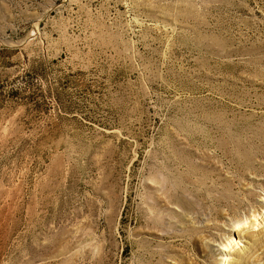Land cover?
Here are the masks:
<instances>
[{
	"label": "rangeland",
	"instance_id": "obj_1",
	"mask_svg": "<svg viewBox=\"0 0 264 264\" xmlns=\"http://www.w3.org/2000/svg\"><path fill=\"white\" fill-rule=\"evenodd\" d=\"M263 106L264 0H0V264H264Z\"/></svg>",
	"mask_w": 264,
	"mask_h": 264
},
{
	"label": "bare ground",
	"instance_id": "obj_2",
	"mask_svg": "<svg viewBox=\"0 0 264 264\" xmlns=\"http://www.w3.org/2000/svg\"><path fill=\"white\" fill-rule=\"evenodd\" d=\"M224 96V95H223ZM210 97V96H209ZM215 101V99H214ZM223 101V100H222ZM241 101V100H240ZM221 102V101H220ZM238 102V101H237ZM219 106L220 103L218 102ZM240 104V103H239ZM243 104V103H242ZM260 104V103H259ZM230 105V104H228ZM234 106V105H233ZM221 107V106H220ZM235 108V107H234ZM239 108V107H238ZM264 108V106H263ZM213 111V110H212ZM238 111V110H237ZM236 111V112H237ZM242 111V110H241ZM215 112V111H214ZM208 113V112H207ZM257 113V112H256ZM217 114V113H216ZM224 114V113H222ZM227 114V113H226ZM230 114V113H229ZM261 114V113H260ZM226 116V115H225ZM217 117V116H216ZM260 117V116H259ZM214 118V117H212ZM252 118V117H251ZM222 119V118H221ZM233 119V118H232ZM246 119V118H245ZM190 123V122H189ZM218 126V130H222L221 139L218 142L219 150L225 154V156L237 157L242 160L250 161L253 157L264 156V122H212ZM195 126V125H194ZM191 127V126H190ZM193 127V126H192ZM209 127V126H208ZM181 130V129H180ZM179 130V131H180ZM198 130V129H197ZM208 130V129H207ZM209 131V130H208ZM209 131L208 133H210ZM205 133V132H204ZM190 134V133H189ZM206 134V133H205ZM204 134V135H205ZM218 134V133H217ZM192 135V134H191ZM199 135V134H198ZM215 135V134H214ZM193 136V135H192ZM191 136V138H192ZM200 136V135H199ZM208 135H205L207 137ZM216 136V135H215ZM210 138V137H208ZM215 138V137H214ZM198 140V139H197ZM200 140V139H199ZM198 140V141H199ZM207 140V139H206ZM214 140V139H213ZM212 141V140H211ZM210 142V141H209ZM214 142V141H213ZM208 144V143H207ZM178 154V150H175ZM182 160V159H181ZM183 163H187L189 166L190 160L188 157H184ZM241 161V160H240ZM186 166V165H185ZM193 166V165H192ZM191 167V166H190ZM189 167V168H190ZM192 169V168H191ZM184 182V181H183ZM187 186V185H186ZM177 188V187H176ZM178 192V191H177ZM179 191L176 194L177 201L180 200ZM186 194V193H185ZM205 198V196H203ZM219 201L225 202L226 206L230 209L233 207L231 201L233 196L231 193H223L218 197ZM184 207L188 209L194 208L195 204L184 197L182 199ZM216 212V211H215ZM218 212V211H217Z\"/></svg>",
	"mask_w": 264,
	"mask_h": 264
}]
</instances>
